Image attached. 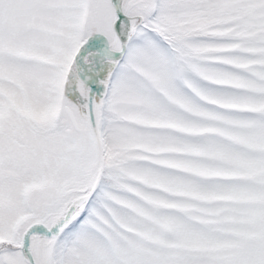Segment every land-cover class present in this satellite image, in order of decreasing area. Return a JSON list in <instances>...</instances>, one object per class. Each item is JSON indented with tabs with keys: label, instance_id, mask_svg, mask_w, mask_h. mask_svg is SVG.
Wrapping results in <instances>:
<instances>
[{
	"label": "snow or ice",
	"instance_id": "1",
	"mask_svg": "<svg viewBox=\"0 0 264 264\" xmlns=\"http://www.w3.org/2000/svg\"><path fill=\"white\" fill-rule=\"evenodd\" d=\"M0 264H264V0H0Z\"/></svg>",
	"mask_w": 264,
	"mask_h": 264
}]
</instances>
